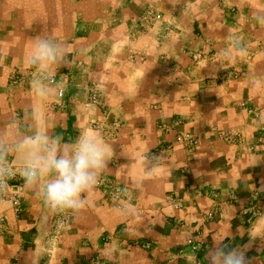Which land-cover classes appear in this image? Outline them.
Instances as JSON below:
<instances>
[{
    "label": "crops",
    "instance_id": "1",
    "mask_svg": "<svg viewBox=\"0 0 264 264\" xmlns=\"http://www.w3.org/2000/svg\"><path fill=\"white\" fill-rule=\"evenodd\" d=\"M150 7L164 14V28L138 30ZM256 10L264 0H0V135L10 119L28 123L33 106L46 135L74 143L84 129L97 132L112 149L101 178L121 185L131 208L117 213L119 202L95 188L78 215L53 213L26 190L23 155L10 153L4 159L20 173L25 212L18 217L0 191L7 223L0 264H193L191 239L204 246L202 264L222 242L244 247L249 264H264V27L251 23ZM41 33L68 51L48 74L50 98L37 94L40 74L26 62L31 38ZM228 34L246 46L245 57L219 55ZM131 53L144 60L131 61ZM90 89L100 106L90 104ZM114 119L122 127L109 137ZM179 133L196 135L200 145L185 149ZM157 156L162 166L149 176L144 163ZM253 203L261 215L245 226L239 213Z\"/></svg>",
    "mask_w": 264,
    "mask_h": 264
},
{
    "label": "clouds",
    "instance_id": "2",
    "mask_svg": "<svg viewBox=\"0 0 264 264\" xmlns=\"http://www.w3.org/2000/svg\"><path fill=\"white\" fill-rule=\"evenodd\" d=\"M251 23L264 27V10L252 13ZM229 45L218 50L225 61L243 58L247 48L238 36L228 34ZM67 47L52 35L41 33L31 38L26 62L40 74L33 81L34 89L42 98H50L53 89L49 86L48 74L67 62ZM223 68L222 64L212 65ZM23 125L16 119L7 122L6 131L0 135V160L10 153L23 155L20 172L25 188L35 191L44 205L53 213L70 212L78 215L88 205L87 195L99 184L101 175L109 167L112 157L111 145L90 129H84L74 143H66L59 135L42 133L38 126L39 110L33 106L26 114ZM122 155L126 153L122 151ZM163 158L152 157L145 161L144 168L149 176L155 175L162 166ZM15 169L4 165L0 176H11ZM131 188L142 194V185L131 182ZM115 211L130 214L131 208L121 200ZM251 239V238H250ZM207 264H249L244 247H229L226 243L214 244L207 253Z\"/></svg>",
    "mask_w": 264,
    "mask_h": 264
},
{
    "label": "built area",
    "instance_id": "3",
    "mask_svg": "<svg viewBox=\"0 0 264 264\" xmlns=\"http://www.w3.org/2000/svg\"><path fill=\"white\" fill-rule=\"evenodd\" d=\"M150 19L155 21H161L162 17L160 14L148 12L142 21L143 23H145L144 21H148ZM129 58L133 62L137 60L140 61L144 60V56L137 53H131ZM92 91L93 90H91L90 92ZM58 95L61 100L64 99L65 91L64 90L59 91ZM99 95L100 94L97 91H93L92 94L90 95L91 104L93 106H97V107L100 106L101 102ZM175 125L176 126L180 125L179 120L175 121ZM93 127L99 128L100 126L98 124H94ZM120 127H121L120 121L118 119L114 120L112 125L109 126L106 131L107 136L109 137L116 136V134L120 130ZM222 135L228 142H234V139L230 135L224 132L222 133ZM177 142L180 143L185 149H189V150L198 147L201 143L200 139L192 133H179L177 135ZM4 165H7L8 167L15 169V174L11 176H0V191L4 193L3 196L5 197V199L12 204V208L16 213V215L18 217H21L25 212V208L23 206L21 194H20L23 189V186L21 185V183L18 182L20 179V173L17 171L15 166L9 160L6 159L0 160V167ZM96 188L101 190L107 196H109L113 201L120 202L121 200L126 199L125 189L121 185H118L109 177L101 178ZM9 189H15V191L13 193L6 194V191ZM196 195L202 196V191H196ZM231 200L238 201L239 200L238 195H231ZM217 213H218L217 209L210 211L207 215V219L208 220L215 219ZM260 215H261V211L259 207L253 203L239 213V218L245 226H248L253 224V222L257 218H259ZM6 224H7L6 219L4 217H0L1 232H4L6 230L7 227ZM203 250H204V246L200 241H197L195 239L189 240L188 253L193 255L196 259L193 262V264H202V261L199 259V255L203 252Z\"/></svg>",
    "mask_w": 264,
    "mask_h": 264
},
{
    "label": "rangeland",
    "instance_id": "4",
    "mask_svg": "<svg viewBox=\"0 0 264 264\" xmlns=\"http://www.w3.org/2000/svg\"><path fill=\"white\" fill-rule=\"evenodd\" d=\"M148 12L156 13V14H160L161 17H162L161 21H155V20L150 19V20H148V21H144L145 23H143L142 20L144 19L145 15H146ZM165 24H166V20H165V16H164V14H163L162 12H159L158 10H156L155 7L147 8V9L143 12L142 16H141L139 19H137V21L135 22V25H137L138 30L144 29L143 27H145V28H147V29H150V30L155 29V28H156V29H157V28H159V29H163L164 26H165ZM90 91H91V89H90ZM90 93H91V92H90ZM90 104H91V97H90ZM91 105H92V104H91ZM114 120H116V119H114ZM114 120L111 121V123H110L109 126L112 125V123H113ZM118 120H119V119H118ZM119 121H120V120H119ZM120 123H121V121H120ZM95 124H98V123H95ZM121 127H122V123H121ZM121 127H120V129H121ZM119 131H120V130H119ZM67 216H68V218H70L69 214H68ZM66 219H67V218L64 217V219H63V221H62V224H64V223L66 222ZM254 222H255V221H254ZM254 222H253V223H254ZM248 226H249V225H248ZM97 263H98V264H108V263H105L104 261H102V260H100V259H92V260L89 261L88 264H97Z\"/></svg>",
    "mask_w": 264,
    "mask_h": 264
}]
</instances>
